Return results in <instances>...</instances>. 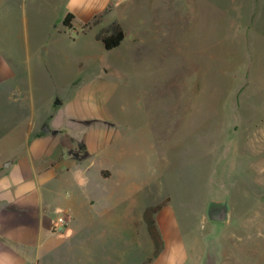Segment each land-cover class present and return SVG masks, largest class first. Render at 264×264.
I'll return each instance as SVG.
<instances>
[{
    "label": "rangeland",
    "instance_id": "obj_1",
    "mask_svg": "<svg viewBox=\"0 0 264 264\" xmlns=\"http://www.w3.org/2000/svg\"><path fill=\"white\" fill-rule=\"evenodd\" d=\"M38 14L0 24L14 73L0 94V140L25 102L37 123L56 113L87 124L96 107L117 130L107 164L144 204L162 205L151 216L162 211L180 235L178 264H264V0H134L117 20L72 27ZM115 23L126 37L106 50L96 36ZM220 209L224 220L212 218ZM142 235L133 264L155 256Z\"/></svg>",
    "mask_w": 264,
    "mask_h": 264
},
{
    "label": "crops",
    "instance_id": "obj_2",
    "mask_svg": "<svg viewBox=\"0 0 264 264\" xmlns=\"http://www.w3.org/2000/svg\"><path fill=\"white\" fill-rule=\"evenodd\" d=\"M133 1L78 0L69 10V0H0V24L26 26L39 17L38 10L62 22L71 13L72 26L77 20L101 24L109 17L117 20V10ZM9 52L0 46V94L14 77ZM88 90L80 94L87 98ZM60 102L56 105L63 107ZM9 103L24 100L11 94ZM24 105L28 113L12 127L3 124L0 140V146L8 145L0 147V264H133L134 244L143 248L144 233L155 249L145 219L150 206L127 174L117 178L107 164V158H116L113 119L95 107L87 124L79 116L56 113L37 123L34 103ZM45 124L49 132L41 130ZM59 212L71 215L62 235L52 233ZM154 221L161 249L151 264H178L180 235L162 211Z\"/></svg>",
    "mask_w": 264,
    "mask_h": 264
},
{
    "label": "trees",
    "instance_id": "obj_3",
    "mask_svg": "<svg viewBox=\"0 0 264 264\" xmlns=\"http://www.w3.org/2000/svg\"><path fill=\"white\" fill-rule=\"evenodd\" d=\"M74 19V15L69 13L65 19L63 20V25L66 27H72V21ZM126 37V33L124 29L121 27L120 24L115 23L112 25V30L108 33L100 32L97 34L96 38L97 40L101 41L105 47L106 50H113L121 45V43L124 41ZM162 205H158L153 208H149L145 213V219L148 222L149 229L151 236L155 242V255L158 254V252L161 249V241L159 238V235L157 233L154 220L152 219V213L160 209Z\"/></svg>",
    "mask_w": 264,
    "mask_h": 264
},
{
    "label": "built area",
    "instance_id": "obj_4",
    "mask_svg": "<svg viewBox=\"0 0 264 264\" xmlns=\"http://www.w3.org/2000/svg\"><path fill=\"white\" fill-rule=\"evenodd\" d=\"M71 222V215L66 212H59L55 221L53 222L52 233L62 235L67 230Z\"/></svg>",
    "mask_w": 264,
    "mask_h": 264
},
{
    "label": "water",
    "instance_id": "obj_5",
    "mask_svg": "<svg viewBox=\"0 0 264 264\" xmlns=\"http://www.w3.org/2000/svg\"><path fill=\"white\" fill-rule=\"evenodd\" d=\"M60 103H61L60 100H57V101L55 102V104H60ZM41 130H42L43 132H49V131H50V129L48 128L47 124H45V125L42 127ZM5 166L8 167V166H9V163H6ZM219 211H220V213H219V217H220V219H218V220H224L223 217L226 216V210H225V209H220ZM211 216H212V213H211ZM212 218H213V216H212Z\"/></svg>",
    "mask_w": 264,
    "mask_h": 264
},
{
    "label": "flooded vegetation",
    "instance_id": "obj_6",
    "mask_svg": "<svg viewBox=\"0 0 264 264\" xmlns=\"http://www.w3.org/2000/svg\"><path fill=\"white\" fill-rule=\"evenodd\" d=\"M211 213H212V216L214 219H220V217H219L220 211L219 210H213Z\"/></svg>",
    "mask_w": 264,
    "mask_h": 264
},
{
    "label": "clouds",
    "instance_id": "obj_7",
    "mask_svg": "<svg viewBox=\"0 0 264 264\" xmlns=\"http://www.w3.org/2000/svg\"><path fill=\"white\" fill-rule=\"evenodd\" d=\"M78 2V0H69V10H71V7L75 5ZM71 234V233H69Z\"/></svg>",
    "mask_w": 264,
    "mask_h": 264
},
{
    "label": "bare ground",
    "instance_id": "obj_8",
    "mask_svg": "<svg viewBox=\"0 0 264 264\" xmlns=\"http://www.w3.org/2000/svg\"><path fill=\"white\" fill-rule=\"evenodd\" d=\"M170 224H171V222H170Z\"/></svg>",
    "mask_w": 264,
    "mask_h": 264
}]
</instances>
